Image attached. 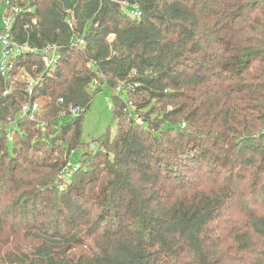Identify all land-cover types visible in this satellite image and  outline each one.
Listing matches in <instances>:
<instances>
[{
  "label": "trees",
  "instance_id": "1",
  "mask_svg": "<svg viewBox=\"0 0 264 264\" xmlns=\"http://www.w3.org/2000/svg\"><path fill=\"white\" fill-rule=\"evenodd\" d=\"M10 1L0 128L38 101L48 143L0 134V264H264V0ZM94 83L126 95L96 150Z\"/></svg>",
  "mask_w": 264,
  "mask_h": 264
},
{
  "label": "rangeland",
  "instance_id": "2",
  "mask_svg": "<svg viewBox=\"0 0 264 264\" xmlns=\"http://www.w3.org/2000/svg\"><path fill=\"white\" fill-rule=\"evenodd\" d=\"M5 12H6V9L4 7V3L2 0H0V28L2 27V18ZM22 72H19L18 75L14 76V80L12 81V84L13 82L18 81V80L20 81L24 80L27 83L31 81ZM28 87L30 88L29 84H28ZM29 88L26 89L28 93H29ZM89 93L93 97L91 98L88 110L82 117L81 126H80V138H81V141L84 142L85 144H88L91 147L92 145H94V150H96L98 148L95 144L96 141H100L104 135H108L112 139L116 134V123L113 119L112 112H111V108L113 106L112 96L117 95L119 98L125 100L126 95L124 91L120 90L117 92L115 89H111L107 84H103L99 91L90 88ZM94 93H97V94L93 95ZM219 94L220 93H217L211 98L213 102L215 100L219 101L218 107L220 106V102L222 101ZM200 99L201 97H197L199 107L203 108V105L201 104V102L203 103V100L200 101ZM33 103L37 104L39 108L38 101H35ZM22 107L19 111L20 122L15 121L11 124L4 125L3 127L0 128V134H2L3 140L5 142L17 143L16 147L19 146L18 143L23 142L24 143L23 148L34 146L37 144L44 145L45 143H48L44 137L46 131L44 130L43 123L37 120V115L39 111L33 115L23 114ZM158 107H162V106L156 105V108ZM132 113L133 112L131 109L130 114ZM142 114H144V116H149L148 112L144 113L142 111H139L138 113L134 114V118L138 120L139 117L137 116H140ZM203 120L208 122V124L210 123L209 117L206 118L205 115H203ZM36 132H40V134H37ZM37 139L38 140L40 139L39 140L40 143H35ZM94 150L88 147L87 151L89 153ZM83 153H84L83 148L79 147V148L74 149L70 156L69 162H68L69 166L76 167L75 165L78 164ZM93 163H95V161ZM86 165L94 166L88 163ZM242 185L246 186L245 184H242ZM256 191L263 194L264 187L262 189L258 187Z\"/></svg>",
  "mask_w": 264,
  "mask_h": 264
},
{
  "label": "built area",
  "instance_id": "3",
  "mask_svg": "<svg viewBox=\"0 0 264 264\" xmlns=\"http://www.w3.org/2000/svg\"><path fill=\"white\" fill-rule=\"evenodd\" d=\"M3 3L6 12L2 18V27L0 28V74L6 75L12 67L11 59L22 50V47L13 45L11 42V27L15 16L20 13V8L9 0H5ZM78 44L83 45L81 41ZM37 53L42 57L45 67H50L53 64L56 53L55 47H46ZM31 83L32 80L28 84L31 85ZM92 89H96V83H94ZM60 102L62 103V100ZM22 112L23 114L33 115L38 112V106L35 103L27 104L22 107ZM68 113L74 117L80 113V108L78 106H69Z\"/></svg>",
  "mask_w": 264,
  "mask_h": 264
},
{
  "label": "clouds",
  "instance_id": "4",
  "mask_svg": "<svg viewBox=\"0 0 264 264\" xmlns=\"http://www.w3.org/2000/svg\"><path fill=\"white\" fill-rule=\"evenodd\" d=\"M116 91H117V89H116ZM120 91V90H119ZM118 92V91H117Z\"/></svg>",
  "mask_w": 264,
  "mask_h": 264
}]
</instances>
